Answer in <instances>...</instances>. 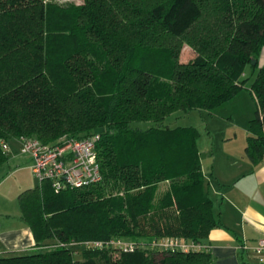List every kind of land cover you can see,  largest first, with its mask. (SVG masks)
I'll return each mask as SVG.
<instances>
[{
	"label": "trees",
	"instance_id": "trees-1",
	"mask_svg": "<svg viewBox=\"0 0 264 264\" xmlns=\"http://www.w3.org/2000/svg\"><path fill=\"white\" fill-rule=\"evenodd\" d=\"M183 45L194 56L180 61ZM264 0H0V142L100 134L101 180L18 195L32 249L0 264H211L209 250L86 248L115 237L204 242L217 225L197 129L173 112L212 111L244 86L256 100L245 152L264 156ZM254 60V63H252ZM8 158L0 146V164Z\"/></svg>",
	"mask_w": 264,
	"mask_h": 264
},
{
	"label": "crops",
	"instance_id": "crops-1",
	"mask_svg": "<svg viewBox=\"0 0 264 264\" xmlns=\"http://www.w3.org/2000/svg\"><path fill=\"white\" fill-rule=\"evenodd\" d=\"M199 154L217 220L202 242L211 253V264H264L254 251L264 239V156L255 163L243 149L213 146L206 153L210 161L206 167L202 151ZM7 155L16 156L11 146ZM0 237V254L30 250L34 244L31 229L22 219L19 226Z\"/></svg>",
	"mask_w": 264,
	"mask_h": 264
},
{
	"label": "rangeland",
	"instance_id": "rangeland-1",
	"mask_svg": "<svg viewBox=\"0 0 264 264\" xmlns=\"http://www.w3.org/2000/svg\"><path fill=\"white\" fill-rule=\"evenodd\" d=\"M57 3H81L82 0H52ZM194 52L188 45L180 51V61H188ZM264 63V49L258 57V64ZM250 65L244 70V86L228 101L212 111L192 109L188 112L177 111L167 116L172 125L193 126L197 129V146L202 151V162L207 167L210 161L206 153L213 146H231L245 151L246 126L254 116L256 100L250 91V85L257 68ZM16 156H9L0 164V235L21 224V209L18 195L27 188L40 184L29 166L31 160L20 152L17 141L10 142ZM2 244L0 237V245ZM118 254V252H114Z\"/></svg>",
	"mask_w": 264,
	"mask_h": 264
},
{
	"label": "built area",
	"instance_id": "built-area-1",
	"mask_svg": "<svg viewBox=\"0 0 264 264\" xmlns=\"http://www.w3.org/2000/svg\"><path fill=\"white\" fill-rule=\"evenodd\" d=\"M100 134L93 133L83 138L62 137L53 144L42 143L38 139L20 137V152L27 155L31 162L32 173L40 182L48 181L54 191L67 188H81L101 180L100 165L97 157L96 143ZM3 152L7 153L10 144L1 141ZM79 244L86 248L111 247L117 252H130L137 247L150 246L160 250L188 251L203 248L200 242L185 240L180 237L153 239L148 242H137L133 239L115 237L107 240L91 239L81 242H59V245L72 246ZM254 251L264 261V239H260Z\"/></svg>",
	"mask_w": 264,
	"mask_h": 264
},
{
	"label": "water",
	"instance_id": "water-1",
	"mask_svg": "<svg viewBox=\"0 0 264 264\" xmlns=\"http://www.w3.org/2000/svg\"><path fill=\"white\" fill-rule=\"evenodd\" d=\"M252 63H254V60H252Z\"/></svg>",
	"mask_w": 264,
	"mask_h": 264
}]
</instances>
